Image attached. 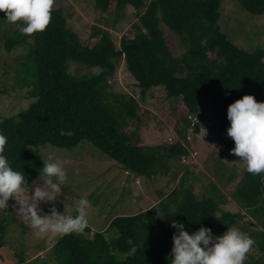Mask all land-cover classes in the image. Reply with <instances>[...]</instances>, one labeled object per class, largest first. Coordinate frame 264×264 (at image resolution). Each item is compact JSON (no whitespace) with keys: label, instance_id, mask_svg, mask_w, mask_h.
Instances as JSON below:
<instances>
[{"label":"trees","instance_id":"obj_1","mask_svg":"<svg viewBox=\"0 0 264 264\" xmlns=\"http://www.w3.org/2000/svg\"><path fill=\"white\" fill-rule=\"evenodd\" d=\"M237 2L252 15L264 14V0ZM129 5L137 15L131 25L134 35L122 36L119 44L99 25L92 26L91 41L83 42L61 7H52L50 23L43 31L24 34L22 22L17 21L16 27L1 35L6 50L26 49L16 67V85H30L26 97L33 100L27 109L0 119V133L7 137L4 154L28 182L22 189L43 186L45 179L43 161L30 152V146L71 149L87 140L138 177L152 176L174 158L188 154L184 132L182 141L168 147H144L132 140L125 128L130 121H140L139 102L132 95L109 89V77L121 59L136 79L142 99L152 88L164 87L169 98L180 100L187 108V126L192 116L207 107L217 120L216 139L231 148L234 141L226 134L228 105L244 94L264 101V49H243L221 29L222 0H95L96 18L123 16ZM4 21L0 11V23ZM165 29L177 35L184 47L181 55L173 54ZM70 62L102 70L79 76L69 71ZM194 128L199 132L198 125ZM213 188L218 191L214 184ZM233 194L264 226V174L245 170ZM179 196L175 189L157 207L118 215L105 231L93 235L89 226L63 234L51 247L49 260L54 264H171L175 231L171 220L183 221L189 233L204 225L219 235L246 217L243 212L228 210L219 214L220 203L214 195L199 199L191 194L178 203ZM7 222L5 215L0 221V246ZM111 230L116 231L115 237L106 236ZM241 231L253 239L259 251L257 257L249 250L244 264H264V230ZM19 259L24 263L21 254Z\"/></svg>","mask_w":264,"mask_h":264},{"label":"rangeland","instance_id":"obj_2","mask_svg":"<svg viewBox=\"0 0 264 264\" xmlns=\"http://www.w3.org/2000/svg\"><path fill=\"white\" fill-rule=\"evenodd\" d=\"M52 7L63 9L69 25L85 43L91 41L93 25L108 29L118 44L122 36L134 35L131 25L137 21V15L131 5L127 6L123 16H105L102 21L96 18L95 0H54ZM219 25L239 47L249 51L258 47L264 49V14L252 15L237 0H222ZM16 26L8 21L0 23V37ZM165 32L173 54L181 55L184 47L177 35L170 29H165ZM25 51L24 47L19 46L8 51L0 39V119L27 109L33 102L26 97L31 86L16 85V67ZM101 70L100 67H88L76 62L69 64V71L79 76L98 74ZM109 82V89L132 95L139 102L140 121H130L125 128L135 143L144 147H168L182 141L184 132L187 135L185 146L189 152L182 158H174L168 167L152 176L138 177L124 170L116 160L87 140L71 149L51 144L30 146L29 150L35 156L41 158L33 148H37L44 159L49 153H55L64 164L68 180L65 187L61 186L62 195L54 202L58 212L76 216L79 200L86 198L89 206L84 227L89 226L90 235H93L96 231H105L114 217L157 207L160 199L178 189V203L191 194L199 199L214 195L220 203L219 214L228 210L246 215L233 227L264 230V226L258 224L234 198L233 193L245 168L239 157L230 152L231 147L216 139L217 120L207 107H203L200 114L192 116L187 126V108L180 100L169 98L164 87H154L144 99L141 98L140 87L128 71L124 59L117 62L116 71L109 77ZM195 125L200 127L199 132L195 130ZM185 127L186 130H182ZM213 184L218 191L214 190ZM31 190L21 188V194L28 198ZM39 206L43 213H48L52 204L41 202ZM17 207L10 197L8 209L0 210V221L5 215L8 218L4 244L0 246V264H54L49 260L50 249L63 234L41 233L28 226L16 214ZM106 236L115 237L116 231H106ZM145 237L146 233L141 241L144 242ZM250 252L257 257L259 255L253 245ZM20 254L24 263H19Z\"/></svg>","mask_w":264,"mask_h":264},{"label":"clouds","instance_id":"obj_3","mask_svg":"<svg viewBox=\"0 0 264 264\" xmlns=\"http://www.w3.org/2000/svg\"><path fill=\"white\" fill-rule=\"evenodd\" d=\"M54 0H0V11L10 23L22 22L20 31L31 35L43 31L51 20ZM230 121L226 134L234 141L230 152L239 157L247 172L264 174V101H257L252 94H244L227 107ZM61 130V135H64ZM68 135L71 133L68 132ZM7 137L0 133V210L8 209L9 198L18 205L16 214L28 226L39 232L68 234L81 231L87 223L89 201L79 200L77 215L58 212L54 205L62 195V187L68 180L62 160L49 153L44 159L37 148L33 150L41 156L43 186H34L25 198L22 186L28 184L25 175L10 166L6 157ZM40 174V173H39ZM41 202L51 203L50 212L43 213ZM177 212H174V215ZM175 229L172 235L171 264H244L246 254L253 245V239L237 227H227L216 235L211 228L201 225L189 233L183 221L171 220Z\"/></svg>","mask_w":264,"mask_h":264}]
</instances>
